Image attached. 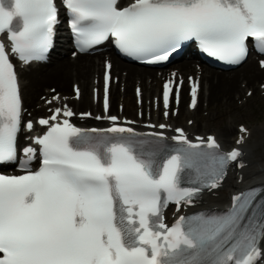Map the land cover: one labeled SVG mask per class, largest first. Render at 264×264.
<instances>
[{"label":"snow or ice","instance_id":"obj_1","mask_svg":"<svg viewBox=\"0 0 264 264\" xmlns=\"http://www.w3.org/2000/svg\"><path fill=\"white\" fill-rule=\"evenodd\" d=\"M61 7L77 58L109 42L149 65L169 61L193 41L231 65L246 60L250 43L264 55V0H0V166L18 170L0 172V264L264 262V180L234 193L224 209L184 214L222 186L231 165L246 166L242 146L250 132L244 125L228 151L215 135L192 138L167 122L139 130V119L112 113L110 60L104 62L102 114L77 113L53 88L51 98H43L49 114L24 119L14 60L22 67L48 60ZM259 63L264 68V60ZM187 83L188 107L195 110L202 83L192 76ZM184 84L174 72L156 97L166 121L179 115ZM73 92L82 98L79 85ZM135 95L142 104V87ZM94 97L99 101V89ZM76 117L105 126L82 127ZM37 126L44 131L21 145L20 133ZM172 204L175 218L168 222Z\"/></svg>","mask_w":264,"mask_h":264},{"label":"bare ground","instance_id":"obj_2","mask_svg":"<svg viewBox=\"0 0 264 264\" xmlns=\"http://www.w3.org/2000/svg\"><path fill=\"white\" fill-rule=\"evenodd\" d=\"M100 56L105 55L98 54V57ZM109 56L114 61L113 73L114 75H118V78H114V75L113 78L114 80H117L118 85L123 87V89H119L118 86L115 88V86L112 85L110 95L112 113L122 114L118 110L122 106L124 114H122V116L127 117L129 119H139L140 123L138 124V128L144 130L147 129L144 125L148 122H167L173 127H175L178 126L176 122H178L181 115H188V117L194 115V112L202 105V101L204 98L203 88H205L207 91L206 100L207 108L209 110L211 109V105L216 104V106H220L221 103L224 101L221 99H223L222 97H224L226 98V101H228L229 99L227 105L228 108L231 109L227 110H229V112L231 113V111H234L235 107H233L234 99H230V94L235 91L240 93L241 90L245 93L248 88H252L253 94L255 96H258L259 89L256 87V85L259 81L264 79V70L259 68V66L257 67L253 59L248 62L247 66L243 71L240 67L246 64L247 60L242 63L237 70L227 73H216L208 69L202 70L201 72H196L195 67L190 63V61H185L177 68L168 69L162 71V73L159 74L157 70L150 68L142 67L138 69L133 64H129L122 61L110 52ZM98 64V58L90 57L88 55H80L75 60H65L63 58L60 60H56L51 65L38 64L43 66H38V68H32L29 71L23 70L21 72V75L24 79L22 82V87L25 105L33 108L36 104H39L41 105V109H43V107L48 108V105H44L42 101L38 100L41 95L38 96L37 93L42 90L43 93L45 91V93H48V96H50V88L52 86H55L56 92L60 93L62 97L65 96L69 98L70 106L77 113L80 111H100V114H102L103 108L101 100L95 102L92 97V90L95 86H98L103 89V71H98L99 73L96 74ZM120 66H123L124 69H121ZM122 70L127 71L126 73L124 72L125 78L121 76V74L123 73ZM238 70H241L242 72H239ZM183 71L189 74L196 73L197 78L201 80L202 91L198 98V108L193 110V112H190V109L187 106L185 107L187 96L190 95L187 78L183 77V79L185 80V84L181 90V99L178 106L179 115L178 117H172L170 121H166L163 116H160V113H153V110L156 106V97L161 93L163 83L168 77L172 76V73L175 72L179 77L180 73H183ZM100 73L102 74L101 76ZM94 78L95 80H97L96 83L94 82ZM73 82L80 84L82 98L79 100L75 99L74 97V92L72 88ZM131 82L133 84H130ZM243 84H245L244 87ZM69 85L70 92L68 91ZM137 86H140L143 89L144 95L142 104L137 103V97L135 95V88ZM257 99L259 100L260 98L257 97ZM249 101V99L246 100V102ZM238 105L241 107H245V105L242 103H239ZM54 106H59V102H57V104ZM162 108L163 106L161 102L158 110L160 111V109ZM148 109L150 110L149 115L146 116L145 114L142 119L137 116L138 110H142L145 113ZM33 111L34 113H37L38 109L34 108ZM158 119L163 120L159 121ZM198 121L199 120H196L197 123ZM74 122H80L92 126H105V123L96 121L94 119L81 120L76 117L74 118ZM182 127H185V129L190 133L192 138H195V136L198 134L211 133V131L202 132L204 128L200 122L198 125L194 124L192 126L183 124ZM247 129L249 128L247 127ZM249 132L250 135L247 137L245 144L242 146V150H244V161L246 166L243 169H237L239 170L238 174L236 172L233 177L230 176L224 182L225 186L227 187V190H229L230 192H235L237 189L243 186H247L249 183H252L254 181L264 180V152H258V146L260 144H264V129H252L249 130ZM168 134L171 135L173 133L171 132V130H169ZM214 134L216 135V133ZM240 135H242V133L239 131L238 128L236 129V127L232 125V121H230V123L228 122L227 124L221 127L216 137L223 147L229 149L233 145H236L235 142ZM231 136H233L234 139H232ZM240 177H243V181H241ZM225 198H227L226 195ZM225 198L222 196L216 197L215 192L213 191L203 196V203L209 206H215L219 205L220 203L228 202V200Z\"/></svg>","mask_w":264,"mask_h":264},{"label":"rangeland","instance_id":"obj_3","mask_svg":"<svg viewBox=\"0 0 264 264\" xmlns=\"http://www.w3.org/2000/svg\"><path fill=\"white\" fill-rule=\"evenodd\" d=\"M246 66H244V68H241V70L243 71ZM135 67L140 69V67L138 66H135ZM241 70H239V72H242ZM130 84H133V83L131 82ZM244 86L245 84H243V87ZM52 87H55V86H52ZM256 87L259 89L258 96H255L253 94L252 88H248V90H246L245 93L241 90L240 93L235 91L232 94H230V99H234L233 107H235L234 111H231V113L229 112V110H227V109H231V108H228V105H227V102L229 101V99L228 101H226V98L224 97H222L223 99H221L224 101L221 103L220 106H216V104L211 105V109L209 110L207 108V100H206L207 91L205 88H203L204 98L202 101V105L194 112V115L192 116L190 115L191 117H188V115H184V116L181 115L177 124L187 123L188 120L191 119L194 121L192 125L194 124L198 125L199 122L201 123V125L204 128L202 132L211 131L217 134H218V131L221 129V127L227 124L228 122L230 123V121H232V125L236 127V129L238 128L240 124H246L250 128V130L264 129V79L259 81ZM68 91L70 92V85H69ZM251 91H252V94L249 95ZM131 92H132V87H131ZM41 94H42V90L37 93L38 96H40ZM257 97L260 99L258 100ZM247 99H249L250 101L246 102ZM239 103L244 104L245 107L239 106L238 105ZM185 107H186V102H185ZM156 112L154 111V113ZM196 120H199L198 123L196 122ZM192 125H189V126H192ZM231 138L234 139L233 136H231ZM258 152H261V153L264 152V144H260L258 146ZM227 195H228V192H227Z\"/></svg>","mask_w":264,"mask_h":264}]
</instances>
